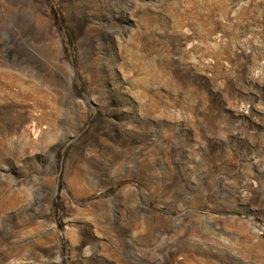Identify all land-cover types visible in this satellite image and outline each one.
I'll return each mask as SVG.
<instances>
[{
    "label": "rangeland",
    "instance_id": "obj_1",
    "mask_svg": "<svg viewBox=\"0 0 264 264\" xmlns=\"http://www.w3.org/2000/svg\"><path fill=\"white\" fill-rule=\"evenodd\" d=\"M0 264H264V0H0Z\"/></svg>",
    "mask_w": 264,
    "mask_h": 264
},
{
    "label": "bare ground",
    "instance_id": "obj_2",
    "mask_svg": "<svg viewBox=\"0 0 264 264\" xmlns=\"http://www.w3.org/2000/svg\"><path fill=\"white\" fill-rule=\"evenodd\" d=\"M56 56V55H55ZM55 59V58H54Z\"/></svg>",
    "mask_w": 264,
    "mask_h": 264
}]
</instances>
